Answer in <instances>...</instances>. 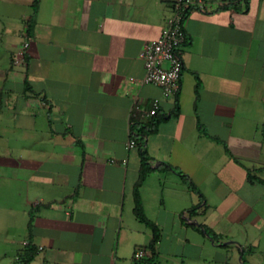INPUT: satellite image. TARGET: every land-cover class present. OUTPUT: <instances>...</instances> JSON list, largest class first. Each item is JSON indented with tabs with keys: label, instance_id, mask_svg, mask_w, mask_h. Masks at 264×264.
I'll use <instances>...</instances> for the list:
<instances>
[{
	"label": "crops",
	"instance_id": "crops-1",
	"mask_svg": "<svg viewBox=\"0 0 264 264\" xmlns=\"http://www.w3.org/2000/svg\"><path fill=\"white\" fill-rule=\"evenodd\" d=\"M10 1L30 13L0 65V180L19 198L0 207L4 229L18 224L0 264H262L264 0L188 12L177 97L141 83L139 58L174 0ZM155 99L138 187L148 224L127 144L132 107Z\"/></svg>",
	"mask_w": 264,
	"mask_h": 264
},
{
	"label": "built area",
	"instance_id": "built-area-1",
	"mask_svg": "<svg viewBox=\"0 0 264 264\" xmlns=\"http://www.w3.org/2000/svg\"><path fill=\"white\" fill-rule=\"evenodd\" d=\"M238 1L245 2L246 0ZM192 9L202 10L201 1L174 0L172 14L165 21L160 36L146 42L139 53L145 70L141 83L159 87L164 97H177L181 91L182 60L180 48L185 43L184 21ZM24 47H27V44ZM129 81L134 82V79L131 78ZM158 111V99L154 100L152 108L148 110H143L135 105L130 112L131 123L133 125L143 124L147 120H153ZM136 147V141L130 138L127 148ZM144 253L145 251L140 249L134 256L136 259L142 258Z\"/></svg>",
	"mask_w": 264,
	"mask_h": 264
},
{
	"label": "rangeland",
	"instance_id": "rangeland-1",
	"mask_svg": "<svg viewBox=\"0 0 264 264\" xmlns=\"http://www.w3.org/2000/svg\"><path fill=\"white\" fill-rule=\"evenodd\" d=\"M28 13H30V8L24 6L23 4H18L17 2L10 0H0V65L5 64L7 62V52L9 51V47L11 46L8 37H11V35L15 32V29H17L16 27H18V24L21 25V17L23 15H27ZM10 187V181L0 180V207L5 205L13 206L19 203V198L12 194ZM262 210L263 207L260 208L259 213L264 217V213ZM0 217H2V214H0ZM9 217L10 216H8V218L3 217L1 219L3 220L1 221L2 224L8 226V229H4L0 225V246L3 247L5 246L1 245V241L4 240L3 237H6V235L8 234H12V232H14L13 227L16 225L18 226V224L15 223L12 218ZM5 230L8 233L2 235ZM259 231L261 233L260 236L262 237L260 240L261 244L259 246L257 254L254 256V260L264 264V226Z\"/></svg>",
	"mask_w": 264,
	"mask_h": 264
},
{
	"label": "trees",
	"instance_id": "trees-1",
	"mask_svg": "<svg viewBox=\"0 0 264 264\" xmlns=\"http://www.w3.org/2000/svg\"><path fill=\"white\" fill-rule=\"evenodd\" d=\"M157 118L158 115L154 118L152 126L144 125V124H134L133 125V132L131 134V138L134 139L137 143L138 150L140 152L141 157V165H140V171H139V177L138 181L136 183L135 189H134V213L135 216L140 219L142 222L148 223L149 222L145 219V217L142 214L141 210V204L138 197V187L144 180L147 173L151 170L150 164H149V157L145 151V138L148 136V134L153 133L156 129L155 126L157 125ZM191 188L198 191L196 187L193 184H190ZM24 264V263H23Z\"/></svg>",
	"mask_w": 264,
	"mask_h": 264
}]
</instances>
